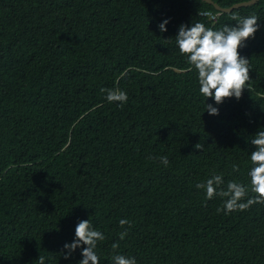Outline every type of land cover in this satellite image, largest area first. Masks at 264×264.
<instances>
[{
    "label": "trees",
    "instance_id": "16d2710c",
    "mask_svg": "<svg viewBox=\"0 0 264 264\" xmlns=\"http://www.w3.org/2000/svg\"><path fill=\"white\" fill-rule=\"evenodd\" d=\"M206 11L219 13L202 0H0V264H77L80 250L65 260L63 245L86 219L105 235L101 264L117 252L137 264H264V203L225 215L221 197L195 187L212 171L248 179L249 140L264 126V0L217 22ZM253 12L259 29L238 48L247 87L216 105L175 47L178 25ZM113 87L127 92L121 107L100 91Z\"/></svg>",
    "mask_w": 264,
    "mask_h": 264
},
{
    "label": "clouds",
    "instance_id": "9594fccd",
    "mask_svg": "<svg viewBox=\"0 0 264 264\" xmlns=\"http://www.w3.org/2000/svg\"><path fill=\"white\" fill-rule=\"evenodd\" d=\"M252 4L253 0H248ZM232 19L233 24H224L220 28L206 27L201 22L178 25L174 36L175 47L185 58L191 68L196 70L198 92L203 97H211L214 104L219 105L225 98L239 99L242 89L247 87L249 80V60L240 55L238 48L244 42L253 37L258 31V20L260 16L256 13L236 16ZM168 19H163L157 24L160 32H165ZM103 98L109 103H115L117 107L127 103L128 95L123 89L101 88ZM206 99L204 100L205 103ZM209 115L218 114V108L211 103H205ZM203 111V112H204ZM253 150L248 152V159L251 162L246 170L247 181L229 179L225 182L222 172L212 171L206 179L198 182L195 187L204 193L206 200L214 197H221L222 208L216 211H223L225 215L230 212L243 211L253 204L264 203V126L251 136L249 140ZM201 144L195 148L200 149ZM159 162L167 167L169 161L167 156L158 157ZM232 172L238 171V165L233 162ZM249 193H255L253 196ZM128 219H120L119 225H129ZM122 240L127 235L125 228L119 234ZM105 240L102 231L93 227L89 219L79 220L74 228V238L71 242L63 245V256L69 260L76 250H80L81 258L77 264H101L102 257L97 251L98 242ZM117 247L113 244V248ZM40 264H43L44 257H38ZM111 264H137L133 255L117 252L111 256Z\"/></svg>",
    "mask_w": 264,
    "mask_h": 264
},
{
    "label": "water",
    "instance_id": "95a60500",
    "mask_svg": "<svg viewBox=\"0 0 264 264\" xmlns=\"http://www.w3.org/2000/svg\"><path fill=\"white\" fill-rule=\"evenodd\" d=\"M202 1L205 2L206 4L214 6L215 9L219 12V15L221 16V14H229L232 11H234L236 9H239V8H242V7L253 6V5L257 4L260 0H253L252 4H249L248 1L241 2V3H236V4L232 5L229 8H222L220 5L215 3L213 0H202Z\"/></svg>",
    "mask_w": 264,
    "mask_h": 264
},
{
    "label": "built area",
    "instance_id": "2783aa9c",
    "mask_svg": "<svg viewBox=\"0 0 264 264\" xmlns=\"http://www.w3.org/2000/svg\"><path fill=\"white\" fill-rule=\"evenodd\" d=\"M200 15L202 17H208L210 20L217 22L218 18L220 17L219 13H213L210 11H206V12H201Z\"/></svg>",
    "mask_w": 264,
    "mask_h": 264
}]
</instances>
